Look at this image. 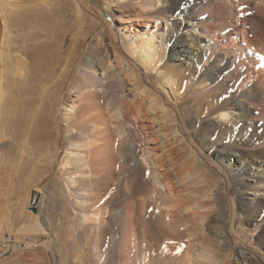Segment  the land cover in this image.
<instances>
[{
    "label": "bare ground",
    "instance_id": "6f19581e",
    "mask_svg": "<svg viewBox=\"0 0 264 264\" xmlns=\"http://www.w3.org/2000/svg\"><path fill=\"white\" fill-rule=\"evenodd\" d=\"M207 1L0 0V264H264V78L180 100L228 71Z\"/></svg>",
    "mask_w": 264,
    "mask_h": 264
},
{
    "label": "rangeland",
    "instance_id": "374dc122",
    "mask_svg": "<svg viewBox=\"0 0 264 264\" xmlns=\"http://www.w3.org/2000/svg\"><path fill=\"white\" fill-rule=\"evenodd\" d=\"M195 18L199 19L202 25L208 26L211 29V32L207 30V33L202 34L198 31L197 34L203 38L208 37L207 40H210L209 37H212L214 41L211 43L212 50L206 48L210 54L207 57V62L204 61L205 68L213 64L217 66H220L219 64L223 65V61L225 60L228 64V71L223 81L218 82L214 86L207 83L206 87L202 90L197 88L200 93H194V95H192L193 89L189 88L180 98V100L185 102L195 99L193 106H196L201 111L203 108L207 109L210 100L217 99V101L219 100L221 102L232 94L231 90L242 93L250 85H254L264 78V0H209L205 6L196 10ZM95 37L96 33L92 34L91 39L87 42L82 54L83 57H87L89 49L93 46L92 43ZM67 43L69 42L67 41ZM217 61L220 62L216 63ZM236 96L234 97L235 99L232 97L231 99L234 101L240 100L239 95L237 94ZM251 109L253 112L251 117L252 121L254 123H264V100L253 104ZM217 115L213 114L210 119H216L218 117ZM202 116H204V113ZM64 127L65 125L63 123V136L60 148L62 156L59 160L60 163L65 157L68 148L66 146L67 141ZM132 130L135 138L140 141L141 136L138 131L133 126ZM139 146L141 144L138 145V148ZM251 150H264V145L255 149L251 148ZM57 169H59V166H56L55 172L44 181L43 188L55 180L57 177L56 173H58ZM19 187L14 193L19 189V193L22 192L21 185ZM12 201L18 202L16 195L10 199L9 206L13 203ZM15 202L10 206L11 210L13 205V210L15 209L17 205ZM32 207L30 210L34 211L36 205H32ZM245 230L248 231L249 229L245 228ZM261 230L262 227H259L258 229L251 230L247 235L256 238ZM235 258L236 256L234 254L230 259V264L236 263Z\"/></svg>",
    "mask_w": 264,
    "mask_h": 264
},
{
    "label": "water",
    "instance_id": "95a60500",
    "mask_svg": "<svg viewBox=\"0 0 264 264\" xmlns=\"http://www.w3.org/2000/svg\"><path fill=\"white\" fill-rule=\"evenodd\" d=\"M104 16H105L106 18H108V15H107V14H104Z\"/></svg>",
    "mask_w": 264,
    "mask_h": 264
}]
</instances>
